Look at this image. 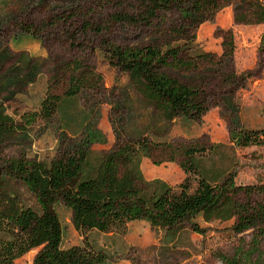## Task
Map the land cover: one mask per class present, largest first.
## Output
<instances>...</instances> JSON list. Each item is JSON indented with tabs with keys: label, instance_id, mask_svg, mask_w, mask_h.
<instances>
[{
	"label": "trees",
	"instance_id": "trees-1",
	"mask_svg": "<svg viewBox=\"0 0 264 264\" xmlns=\"http://www.w3.org/2000/svg\"><path fill=\"white\" fill-rule=\"evenodd\" d=\"M228 5L232 6L235 23H264V0H136L133 12L121 10L109 20L152 28L153 38L128 44L103 39L100 48L108 63L125 73L144 102L166 121L177 117L200 121L205 99L213 96L221 107V117L222 110L231 112L229 137L237 141L245 132L232 115L237 107L234 94L256 73L234 71L230 29L215 28V35L222 38L221 54L203 49L196 34L202 22H215L217 13ZM174 12L179 14V21L173 25L168 15ZM64 18L67 22L68 17ZM19 26L38 34L27 23ZM74 37H69L70 44L83 43ZM89 50L94 53L93 47ZM257 50L259 54L264 52V32ZM88 59L68 61L76 82L94 70L95 65ZM183 74L192 77L186 79ZM216 78L213 87L211 81ZM72 97H62L57 104ZM34 115V111H25L18 120L0 102V240L6 264L32 250V264H108L110 255L91 243L89 232L123 234L135 220L147 221L152 229L162 231L171 243L163 247L165 253L189 230L199 234L207 231L195 217L216 208L225 191L233 197L231 229L235 233L264 227V181L237 184L235 171L209 169L203 157L195 155L196 147L192 145H168L169 150L163 151L168 153L165 159L152 160L155 164L163 160L177 162L186 173L177 185L158 178L147 180L139 164L141 149L132 143L99 152H92L87 143L78 158L67 159L59 152L49 162L25 154L8 155L6 149L25 133L22 126L29 124ZM89 134L90 141H106L97 131ZM191 175L198 180L195 186ZM57 203L69 208L72 225L83 237L81 244L61 246L63 226ZM186 239L191 243L189 236Z\"/></svg>",
	"mask_w": 264,
	"mask_h": 264
},
{
	"label": "rangeland",
	"instance_id": "rangeland-1",
	"mask_svg": "<svg viewBox=\"0 0 264 264\" xmlns=\"http://www.w3.org/2000/svg\"><path fill=\"white\" fill-rule=\"evenodd\" d=\"M135 3L136 0H0V102L18 120L25 111L35 112L29 124L22 126L25 133L5 152L49 162L59 152L67 159H76L87 143L92 152L132 143L141 149L139 159L144 155L153 160L165 159L168 153L163 151L169 150L168 145H192L196 147L195 155L203 157L209 169L235 171L237 184L264 181V85L256 82L264 70V52L256 51L253 68L239 71L256 73L234 94L237 107L232 115L244 129L242 140H230L231 112L222 110L225 120L221 127L217 126L220 105L213 96L205 99L200 121L184 117L166 121L144 102L126 74L108 63L100 48L103 39L128 44L153 38L152 28L109 20L121 10L133 12ZM64 17H68L67 22ZM168 20L178 24L179 14H169ZM22 22L31 25L37 36L23 31L19 26ZM72 35L83 43L70 44ZM210 45L205 41L201 47L206 50ZM90 47L94 48L93 54ZM75 58H89L88 62L95 65L80 82L72 77L68 62ZM234 71L237 72L235 68ZM183 75L186 79L192 77ZM217 82V78L212 79L213 87ZM70 94L72 98L57 104ZM93 131L104 135L106 141H90L89 133ZM214 145L216 150H212ZM164 162L167 160L161 163ZM197 181L191 175L192 186ZM232 199V193L225 191L216 208L195 217L207 231L199 234L189 230L191 243L185 234L180 235L176 246L165 253L163 247L171 243L162 231L143 225H131L123 234L92 230L88 237L110 255L108 264H264V227L235 233L231 229ZM55 208L63 226L61 246L81 244L83 237L72 225L69 208L62 203ZM34 252L29 251L12 264H32ZM0 264H6L1 240Z\"/></svg>",
	"mask_w": 264,
	"mask_h": 264
},
{
	"label": "crops",
	"instance_id": "crops-1",
	"mask_svg": "<svg viewBox=\"0 0 264 264\" xmlns=\"http://www.w3.org/2000/svg\"><path fill=\"white\" fill-rule=\"evenodd\" d=\"M219 27L224 30L230 29L233 33L234 40V68L237 72L253 68L257 63L255 57L258 45L261 40V34L264 32V23L258 24H239L233 20L232 6L228 5L221 9L215 18V22L204 21L200 24L197 31V40L203 44L209 41L210 45L207 51L217 54L222 52V38L216 37L214 30ZM259 85H264V70L261 75L256 79ZM217 112V126H222L221 107ZM225 120V119H224ZM229 133V132H228ZM139 164L144 177L147 180L161 179L170 185H177L181 183L186 173L184 169L175 161H167L164 163L155 164L149 157L142 155L139 159ZM131 225H143L149 230L151 228L149 223L144 220H135L129 223L128 229ZM127 229V230H128Z\"/></svg>",
	"mask_w": 264,
	"mask_h": 264
}]
</instances>
